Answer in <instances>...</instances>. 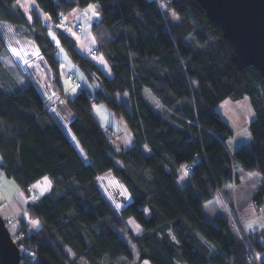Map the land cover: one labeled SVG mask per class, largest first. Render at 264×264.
Segmentation results:
<instances>
[{
  "label": "trees",
  "instance_id": "1",
  "mask_svg": "<svg viewBox=\"0 0 264 264\" xmlns=\"http://www.w3.org/2000/svg\"><path fill=\"white\" fill-rule=\"evenodd\" d=\"M36 3L58 25L53 31L68 60L90 83L100 85L91 88L87 82L75 96H67L79 113L68 117V125L92 151L97 166L111 163L115 151L111 133L85 107L90 101L100 103L127 120L134 146L121 150L127 169L117 166V175L107 174L122 184L129 197L127 202L120 199L122 208L116 211L100 190L105 175L92 180L93 165L80 157L61 116L48 108L36 82L17 65L14 74L3 63L10 53L0 28V84L5 85L0 88V153L4 156L0 169L34 198L19 217L15 243L25 250L20 264H253L251 254L264 253V231L239 237L228 218L213 213L209 218L203 208L218 198L223 186L239 183L238 166L264 178V79L260 74L253 67L238 69L231 45L193 0H163L165 8L157 0ZM14 4L15 0H0V24L13 26L33 43L52 89L63 97L60 58L49 28L35 10L30 11L29 21L13 9ZM90 5L99 14L91 26L94 52L107 62L110 77L77 50V41L68 31L72 24L65 15ZM168 7L181 19L172 20ZM21 75L26 79L19 86L16 81ZM69 75L76 81L75 74ZM244 97L254 112L247 125L251 141L240 145L233 159L225 142L235 130L218 107L226 99ZM54 106L59 107L58 101ZM186 164L192 168L178 182ZM43 177L51 185L41 195L34 184ZM225 193L226 203H231V193ZM263 198L264 185L254 201L260 205ZM129 221L137 225L136 232L128 227ZM29 223L36 228L32 230ZM259 264H264V258Z\"/></svg>",
  "mask_w": 264,
  "mask_h": 264
},
{
  "label": "rangeland",
  "instance_id": "2",
  "mask_svg": "<svg viewBox=\"0 0 264 264\" xmlns=\"http://www.w3.org/2000/svg\"><path fill=\"white\" fill-rule=\"evenodd\" d=\"M13 9L20 10L29 21H30V11L35 10L38 13V16L42 24L49 28L48 34L51 40L53 41V43L55 44V46L57 47V52H56L57 58H60L62 60H68L67 55L61 48L59 40L55 32L53 31V28H58V25H56L52 21L48 13L43 12L38 8L36 0H15ZM61 24H66L65 20H62ZM70 24H72V26L70 29H68L69 33L73 35L74 33L77 34V32L80 29L75 28L74 26L75 22H72ZM0 28L7 42L8 51L10 53V57L9 58L5 57L3 59V63L14 74L16 73L15 70H17V67H15L16 65L18 66L21 72L27 71L28 74L32 77V80L36 82L39 89L41 90V93L43 94L48 107L50 106V108L52 109V107H54V103L57 101L56 93L52 89L51 78L47 73L45 67L42 65V61H40L41 58L39 56L38 50L35 48V46L31 41L27 40L25 37L18 34L13 26L8 24H0ZM68 71L69 70L67 68L66 70L64 69L63 70L64 75H66L69 78V80L75 81L74 76L69 75ZM82 75L85 78H81ZM75 76H76V81L74 82V84H72L73 86L79 85V88L81 87V83L78 81V79L82 81L84 85H87V82H89V80L81 70H78ZM48 97H52V99L49 100ZM235 105H236L235 109L231 111L229 110V113L231 117L235 118L234 119L235 121L237 120V122L233 123L231 120L228 119L229 122L232 124V126L235 128V132L225 142V146L229 151V153L231 154V156L233 157V159H234L233 152L240 145L251 141V133L249 131V128L245 126L244 120H246V122L249 123V121L254 117L253 109L247 97H244L242 100L235 101ZM228 109L229 107H227V110ZM219 110H221V108H219ZM60 121L62 123L64 122L65 124V121H62L61 119ZM184 171L186 173L188 171L187 168H185ZM236 171L240 178L239 184L232 183L224 187L223 190L220 191L218 198L206 204L203 209L208 217L209 215H211V213H213L214 215H219L228 218L231 224L234 226V228L237 229L236 233L239 235V237L241 235L242 237H245L246 234H249V232L242 225L243 217L248 215L257 217V215L255 214L259 213L260 209L262 208L260 211L261 213L260 217L261 219H263L262 222H264V206L260 208L261 204L257 205L254 201L259 189L264 185V178L261 174H259L255 170L247 171L238 166L236 168ZM10 181L15 183L12 180ZM99 186L103 196L114 207V209H116V211L122 208V201L127 202V200L129 199L128 194L126 193L122 184H120L118 180L115 179L112 175H107V176L105 175L104 177H102L99 181ZM3 188L6 189V186L3 185L2 181H0V194L5 192ZM27 191L30 192V189H27ZM225 192L231 193V197H230L231 203L228 204L226 203ZM263 204H264V198H263ZM127 224L128 227L133 232L137 231V225L134 224L132 221L127 222ZM29 227L32 230L36 228L34 223L33 224L29 223ZM11 237L15 242L16 233L11 234ZM132 250H134V247L132 248ZM23 252H25V250L20 248V253ZM253 255H254L253 256L254 260L264 258V253L262 254L254 253ZM254 263L256 264L255 261H253V264ZM141 264H150V263L148 261H143Z\"/></svg>",
  "mask_w": 264,
  "mask_h": 264
},
{
  "label": "crops",
  "instance_id": "3",
  "mask_svg": "<svg viewBox=\"0 0 264 264\" xmlns=\"http://www.w3.org/2000/svg\"><path fill=\"white\" fill-rule=\"evenodd\" d=\"M93 9L95 12V7L93 5H90L85 9L75 8L69 14L65 15V18L70 23L77 22L81 24V29L77 32V34L74 33L73 35L77 41V50L81 54L88 56L106 76L110 77L112 76V72L110 74V68L107 62L101 55L96 54L94 52L95 41L91 34V26L97 20L98 17L93 14ZM66 68L69 70V73L71 72L75 75L78 72V68L69 60L60 59L59 70L61 74V84L64 90V95L72 96L69 94L70 89L68 87L69 85H71L70 80L63 73V70H66ZM78 81L81 83V86L84 85V83L79 79ZM88 84L89 83H87V85L85 86H88ZM121 98L123 102L126 101L125 96L121 95ZM219 106V108H221L220 111H222L221 113L227 120L229 119L233 123L237 122V120L235 121V118L231 117L229 113V110L231 111L235 109V101L226 99L222 101ZM227 107H229L228 110ZM48 108L51 110L50 106ZM53 113L59 118V116L56 115L55 112ZM93 114L102 129H105L106 131L111 133V135L109 136V141L114 150L116 145H119L121 150L128 149L127 147H125L124 141L127 140L131 136V134L126 127L124 120L113 115L103 104L100 103L95 104V111L93 112ZM244 123L245 126H247L248 122H246V120H244ZM180 177L181 176H179V178ZM179 178L178 182L181 181V178ZM10 180L11 179H8L4 176L3 172L0 169V181H2L3 185L6 186V189L3 188L5 192L0 194V216L7 222L8 229L10 233L13 234L16 233L20 228L19 217L24 215L25 206L32 197H29L28 193H25L20 190L19 187ZM50 185L51 181L47 177H43L34 184V187L38 190L39 193L43 194L49 190ZM227 185H230V183L223 186V188ZM127 201H129V199ZM263 206L264 204L262 203L260 208ZM260 211L259 213L255 214L257 215V217L254 216L255 218L250 215L242 218V225L250 234L254 232L264 231V222H262L263 219H261L260 217ZM262 243H264V240H262Z\"/></svg>",
  "mask_w": 264,
  "mask_h": 264
},
{
  "label": "water",
  "instance_id": "4",
  "mask_svg": "<svg viewBox=\"0 0 264 264\" xmlns=\"http://www.w3.org/2000/svg\"><path fill=\"white\" fill-rule=\"evenodd\" d=\"M222 32L238 69L253 67L264 79V0H193ZM20 248L0 216V263L20 264Z\"/></svg>",
  "mask_w": 264,
  "mask_h": 264
},
{
  "label": "clouds",
  "instance_id": "5",
  "mask_svg": "<svg viewBox=\"0 0 264 264\" xmlns=\"http://www.w3.org/2000/svg\"><path fill=\"white\" fill-rule=\"evenodd\" d=\"M157 3L159 4V6L161 8H165L167 7L166 4L163 3V0H157ZM168 12H169V16L172 20H180L181 16L180 14L171 7H168ZM109 72L111 74V70L109 69ZM22 78L18 79L16 81V84L23 85L25 82V77L23 75H21ZM81 78H84L83 75L81 76ZM97 79H100L99 77H97ZM194 84H196V81H193ZM15 86V85H14ZM91 88H97L100 87V85L96 84L95 81H93L90 85ZM5 87L4 84H0V88ZM70 89L69 94L72 96H75L77 94L79 85H69L68 86ZM7 90H12L11 87H9ZM105 91H107V89H104ZM125 95H127V93H124ZM116 95H119V93H116ZM49 100L52 99V97H48ZM56 99L59 103V107H52V111L56 113V115L61 116V119L65 121V127L68 129L69 131V135L70 138L72 139V141L75 143L77 151L80 153V157H82V159L84 161H88L89 163H91L93 165V170L95 172V174L92 176V180H98L100 176L102 175H107L109 173L113 174V175H117V166H119V168L121 169H127L128 164L126 161V158L124 156V154L121 152V148L119 145L115 146V151L112 152V162L105 164L103 167H99L96 164V157L92 154V151L86 146V144L83 142L82 138L79 136V134L74 130L73 127L68 125V117H73V116H77L79 117V113L77 111V109L70 105L67 101V96H60L59 92H57L56 94ZM86 110L88 112H94L95 111V104H93L91 101L89 102L88 105L85 106ZM61 112L66 113V115H61ZM82 118V117H80ZM121 119H124L123 116H121ZM125 123L127 124V120H125ZM133 140L134 137L133 135H131L127 140L124 141V145L127 148H132L133 145ZM145 150L147 151V146L145 145ZM105 149L107 151H112L111 147H109L108 145H105ZM74 155V154H73ZM4 162V156L2 153H0V163ZM190 165H184V168L189 167ZM188 173H184L181 175V179H185L187 178ZM120 179L123 181V177H120ZM91 182V181H89ZM43 195V194H41ZM38 199V197H37ZM119 211V210H117ZM198 235H200L199 233H197Z\"/></svg>",
  "mask_w": 264,
  "mask_h": 264
},
{
  "label": "built area",
  "instance_id": "6",
  "mask_svg": "<svg viewBox=\"0 0 264 264\" xmlns=\"http://www.w3.org/2000/svg\"><path fill=\"white\" fill-rule=\"evenodd\" d=\"M95 15H96L97 17L99 16V14H98L97 12H95ZM64 26H65V24H63V27H64ZM75 28H76V29H80L81 26H80V25H77ZM68 31H69V30H68ZM191 168H192V167L189 166V167H187V170H188V169H191ZM252 252H253V251H252ZM253 254H254V252L251 254V258H252V260L255 261L256 264H259V262H260L261 259L254 260V259H253V256H254ZM254 264H255V263H254Z\"/></svg>",
  "mask_w": 264,
  "mask_h": 264
},
{
  "label": "snow or ice",
  "instance_id": "7",
  "mask_svg": "<svg viewBox=\"0 0 264 264\" xmlns=\"http://www.w3.org/2000/svg\"><path fill=\"white\" fill-rule=\"evenodd\" d=\"M93 14L95 15L94 9H93Z\"/></svg>",
  "mask_w": 264,
  "mask_h": 264
}]
</instances>
